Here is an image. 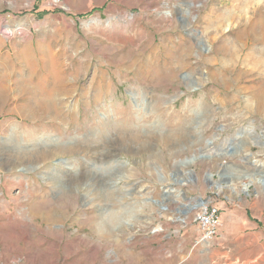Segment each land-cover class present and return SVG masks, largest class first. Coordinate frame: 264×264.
I'll return each instance as SVG.
<instances>
[{"label":"rangeland","instance_id":"obj_1","mask_svg":"<svg viewBox=\"0 0 264 264\" xmlns=\"http://www.w3.org/2000/svg\"><path fill=\"white\" fill-rule=\"evenodd\" d=\"M0 264H264V0H0Z\"/></svg>","mask_w":264,"mask_h":264},{"label":"built area","instance_id":"obj_2","mask_svg":"<svg viewBox=\"0 0 264 264\" xmlns=\"http://www.w3.org/2000/svg\"><path fill=\"white\" fill-rule=\"evenodd\" d=\"M204 209L198 214L196 222L203 233V240L212 241L217 237L222 225L221 210L215 206L204 207Z\"/></svg>","mask_w":264,"mask_h":264},{"label":"trees","instance_id":"obj_3","mask_svg":"<svg viewBox=\"0 0 264 264\" xmlns=\"http://www.w3.org/2000/svg\"><path fill=\"white\" fill-rule=\"evenodd\" d=\"M95 11H96V9H93L91 12H89V13H87V14L80 15V16H81V17L88 16V15L93 14Z\"/></svg>","mask_w":264,"mask_h":264},{"label":"water","instance_id":"obj_4","mask_svg":"<svg viewBox=\"0 0 264 264\" xmlns=\"http://www.w3.org/2000/svg\"><path fill=\"white\" fill-rule=\"evenodd\" d=\"M164 196H168V193L166 192V193H164ZM203 201H200V203L197 205L198 207H200V206H202V203Z\"/></svg>","mask_w":264,"mask_h":264},{"label":"bare ground","instance_id":"obj_5","mask_svg":"<svg viewBox=\"0 0 264 264\" xmlns=\"http://www.w3.org/2000/svg\"><path fill=\"white\" fill-rule=\"evenodd\" d=\"M8 31H9V30H8ZM14 31H15V30H14ZM9 32H10V33H12L11 29H10V31H9ZM204 205H205V204H204ZM204 205H203V206H204Z\"/></svg>","mask_w":264,"mask_h":264},{"label":"crops","instance_id":"obj_6","mask_svg":"<svg viewBox=\"0 0 264 264\" xmlns=\"http://www.w3.org/2000/svg\"><path fill=\"white\" fill-rule=\"evenodd\" d=\"M222 214H223V215H226V214H225V212H224V213H222Z\"/></svg>","mask_w":264,"mask_h":264}]
</instances>
